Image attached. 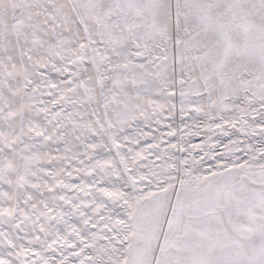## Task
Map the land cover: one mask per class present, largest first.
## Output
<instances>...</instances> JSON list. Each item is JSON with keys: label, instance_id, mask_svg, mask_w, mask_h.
Here are the masks:
<instances>
[{"label": "snow or ice", "instance_id": "snow-or-ice-1", "mask_svg": "<svg viewBox=\"0 0 264 264\" xmlns=\"http://www.w3.org/2000/svg\"><path fill=\"white\" fill-rule=\"evenodd\" d=\"M0 264H264V0H0Z\"/></svg>", "mask_w": 264, "mask_h": 264}]
</instances>
